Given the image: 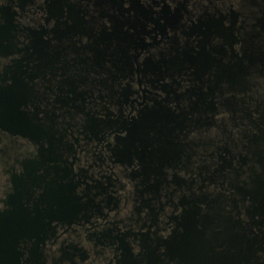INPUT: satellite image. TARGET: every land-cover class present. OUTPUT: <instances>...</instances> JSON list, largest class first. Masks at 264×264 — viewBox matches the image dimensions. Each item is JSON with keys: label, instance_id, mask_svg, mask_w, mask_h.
Returning <instances> with one entry per match:
<instances>
[{"label": "flooded vegetation", "instance_id": "flooded-vegetation-1", "mask_svg": "<svg viewBox=\"0 0 264 264\" xmlns=\"http://www.w3.org/2000/svg\"><path fill=\"white\" fill-rule=\"evenodd\" d=\"M264 0H0V264H264Z\"/></svg>", "mask_w": 264, "mask_h": 264}, {"label": "water", "instance_id": "water-1", "mask_svg": "<svg viewBox=\"0 0 264 264\" xmlns=\"http://www.w3.org/2000/svg\"><path fill=\"white\" fill-rule=\"evenodd\" d=\"M263 201H264V198H263ZM1 264H11L10 262L6 261L4 258L2 259L1 261Z\"/></svg>", "mask_w": 264, "mask_h": 264}]
</instances>
